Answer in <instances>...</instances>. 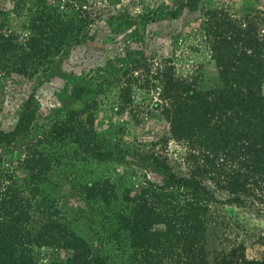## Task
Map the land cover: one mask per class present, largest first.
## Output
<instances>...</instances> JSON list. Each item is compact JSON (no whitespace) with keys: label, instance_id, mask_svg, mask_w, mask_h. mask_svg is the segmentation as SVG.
I'll return each mask as SVG.
<instances>
[{"label":"trees","instance_id":"16d2710c","mask_svg":"<svg viewBox=\"0 0 264 264\" xmlns=\"http://www.w3.org/2000/svg\"><path fill=\"white\" fill-rule=\"evenodd\" d=\"M12 1L15 9L25 0ZM201 1L152 3L145 17L199 22L213 77L180 76L167 54L131 59L124 70V106L134 87L153 91L168 125L150 146L124 152L149 161L160 177L131 180L121 190L109 179L80 181L62 203L48 193L53 159L45 152L27 146L14 164L2 157L0 264H264L263 237L248 254L239 217L240 209L264 211V0L261 10L241 16ZM37 3L22 31L0 22V88L15 76L38 83L50 53L65 43L64 13ZM81 91L73 96L82 107L54 122L49 136L111 157L98 151ZM30 119L21 116L5 142ZM170 140L180 148L173 155Z\"/></svg>","mask_w":264,"mask_h":264},{"label":"rangeland","instance_id":"374dc122","mask_svg":"<svg viewBox=\"0 0 264 264\" xmlns=\"http://www.w3.org/2000/svg\"><path fill=\"white\" fill-rule=\"evenodd\" d=\"M38 0H25L15 8L12 0H0V22L6 20L15 31L38 5ZM177 0H46L64 13L68 27L64 44L52 51L38 75V83L12 77L0 88V160L14 164L27 146L45 152L52 160L50 196L59 202L80 181L109 179L118 190L131 181L144 177L158 179L160 173L149 161H143L126 149L146 148L167 134L168 125L153 103V91L134 87L132 104L124 106V70L131 59L172 57L180 76L196 75L209 79L216 74L214 61L199 30V22L181 15L171 21H151L145 17L154 3H176ZM206 8H222L233 16L262 9V0H202ZM173 29H177L174 31ZM175 33V34H173ZM209 84V82L207 83ZM83 87L84 98L93 113L97 147L112 156L99 159L80 150L70 138L49 136L54 122L69 110L82 107L74 91ZM94 101V103L92 102ZM31 117L24 131L10 141L21 116ZM133 147V148H132ZM170 154L180 150L170 140ZM12 159V162H11ZM28 194V192H26ZM245 231L240 238L248 254L264 241V211L239 210Z\"/></svg>","mask_w":264,"mask_h":264}]
</instances>
